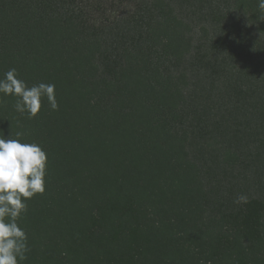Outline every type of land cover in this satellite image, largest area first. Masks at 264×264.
I'll return each instance as SVG.
<instances>
[{
  "label": "trees",
  "instance_id": "1",
  "mask_svg": "<svg viewBox=\"0 0 264 264\" xmlns=\"http://www.w3.org/2000/svg\"><path fill=\"white\" fill-rule=\"evenodd\" d=\"M259 15L257 0H0V78L54 83L59 104L28 119L0 99V135L49 158L21 264H264Z\"/></svg>",
  "mask_w": 264,
  "mask_h": 264
},
{
  "label": "clouds",
  "instance_id": "2",
  "mask_svg": "<svg viewBox=\"0 0 264 264\" xmlns=\"http://www.w3.org/2000/svg\"><path fill=\"white\" fill-rule=\"evenodd\" d=\"M257 6V19L264 21V0H257ZM0 94V99L16 97L15 111L26 113L28 119L37 117L44 99L52 110H59L54 83L40 82L29 87L15 68L0 78ZM15 136L0 135V264H21L28 259V235L19 221L27 212V202L46 191L47 153L37 143L21 142L23 132ZM234 203L247 204V195L239 194Z\"/></svg>",
  "mask_w": 264,
  "mask_h": 264
}]
</instances>
